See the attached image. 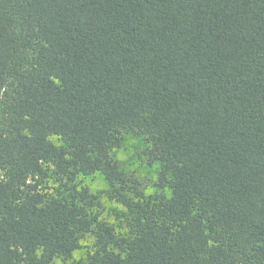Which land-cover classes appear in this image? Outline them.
<instances>
[{
  "label": "trees",
  "instance_id": "16d2710c",
  "mask_svg": "<svg viewBox=\"0 0 264 264\" xmlns=\"http://www.w3.org/2000/svg\"><path fill=\"white\" fill-rule=\"evenodd\" d=\"M25 65L31 71H18ZM0 88V264H47L75 247L88 228L83 210L37 193L52 178L38 161L52 163L57 180L69 166H99L111 184L115 169L86 153L103 156L116 126L139 131L141 113L158 134L156 187L171 172L174 199L156 213L112 189L139 236L113 242L127 249L123 262L92 264H201L202 251L203 264H264V0H0ZM194 196L218 247L204 250L201 225L188 218ZM153 215L183 227L157 234ZM97 228V243L110 242Z\"/></svg>",
  "mask_w": 264,
  "mask_h": 264
},
{
  "label": "clouds",
  "instance_id": "9594fccd",
  "mask_svg": "<svg viewBox=\"0 0 264 264\" xmlns=\"http://www.w3.org/2000/svg\"><path fill=\"white\" fill-rule=\"evenodd\" d=\"M40 46L41 48H48V44L44 41H40ZM33 56L32 51H27L26 58L31 59ZM32 67H35V65H32ZM25 70L31 71V68L25 65L24 68L18 71L23 72ZM49 79L54 82L58 81L57 77L51 75ZM3 91L4 89L0 88V94ZM148 119V113L139 115L137 118V123L140 125L139 131L135 128L119 126L110 130L111 140L105 143L103 156H100L95 150L86 153V156L92 162L99 158L101 166L107 163L109 167L115 169V178L111 184H109L99 166L91 171H81L78 166L76 168L69 166L67 174L57 180L52 176V173L55 172V166L50 162L38 161L41 168L47 169L48 176L52 178L46 180V186L44 184L37 185V193L51 196L53 199H63L69 209L72 207L77 210L82 209L83 218L88 222L87 231L74 234L75 247L67 255L49 253L47 264H92L93 259L99 261L105 255L117 257L123 262L128 255L127 249L123 246L116 247L113 242L134 240L138 238L139 233L132 220L125 221L124 217L128 215L129 210L125 204L119 202V197H123L124 200L130 201L132 204H139L141 207L147 204L148 208L154 212L174 199V189L169 187L175 181V177L171 172L165 177L168 183L164 184L162 188L156 187L159 183L162 164L158 154L154 152V148L159 146L154 143L158 138L157 132L154 129L151 132L144 130V121ZM25 134H27L26 131ZM45 142L51 143L57 149H64V160L72 159L67 146L63 144L59 135L49 134L45 137ZM149 153L156 156L155 159L151 160V164H149ZM3 178V173H0V179ZM35 179L38 180L39 177L36 176ZM33 182L31 177L25 181L27 184ZM61 184L64 185L67 191L61 188ZM112 189L119 193V197L110 195ZM129 189H134V191H129ZM57 192H59V195H57ZM73 193L76 194L74 200L72 199ZM80 194L85 195L84 201L79 199ZM89 203L92 204L90 208L87 206ZM199 203L198 196H194L191 205L187 209L188 218L196 219L200 223L201 235L205 237L204 250L218 247L219 242L208 230L207 220L202 218L205 214L201 211ZM208 215L210 216L211 213H208ZM93 218L94 222H92ZM151 220L152 225H154L153 231L157 234L163 227L167 229L169 236L175 237L183 227L182 222L177 221L175 224L171 221L165 222L157 219L156 215H153ZM139 222L144 224V218L140 217ZM97 225H102L110 230L111 241L103 246L97 243L96 234L99 231ZM69 230L71 231V228ZM169 245L174 246L171 241H169ZM101 247H103V250H101ZM43 254V247H36L32 250V255L37 259ZM26 256L27 254H25V258ZM196 258L203 264V260L207 258L206 251L198 252Z\"/></svg>",
  "mask_w": 264,
  "mask_h": 264
},
{
  "label": "rangeland",
  "instance_id": "374dc122",
  "mask_svg": "<svg viewBox=\"0 0 264 264\" xmlns=\"http://www.w3.org/2000/svg\"><path fill=\"white\" fill-rule=\"evenodd\" d=\"M124 219H125V217H124Z\"/></svg>",
  "mask_w": 264,
  "mask_h": 264
}]
</instances>
